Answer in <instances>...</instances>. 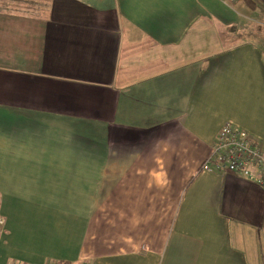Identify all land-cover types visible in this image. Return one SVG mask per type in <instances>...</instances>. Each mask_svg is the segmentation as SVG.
Segmentation results:
<instances>
[{
	"label": "crops",
	"instance_id": "0c3cea01",
	"mask_svg": "<svg viewBox=\"0 0 264 264\" xmlns=\"http://www.w3.org/2000/svg\"><path fill=\"white\" fill-rule=\"evenodd\" d=\"M231 3L0 0V264H264V187L200 169L225 124L264 152Z\"/></svg>",
	"mask_w": 264,
	"mask_h": 264
},
{
	"label": "built area",
	"instance_id": "2783aa9c",
	"mask_svg": "<svg viewBox=\"0 0 264 264\" xmlns=\"http://www.w3.org/2000/svg\"><path fill=\"white\" fill-rule=\"evenodd\" d=\"M234 0H228V3ZM264 6V0H261ZM209 173L228 172L264 187V152L247 132L230 124L219 131L210 157L201 165ZM3 220L0 219V228Z\"/></svg>",
	"mask_w": 264,
	"mask_h": 264
},
{
	"label": "rangeland",
	"instance_id": "374dc122",
	"mask_svg": "<svg viewBox=\"0 0 264 264\" xmlns=\"http://www.w3.org/2000/svg\"><path fill=\"white\" fill-rule=\"evenodd\" d=\"M237 2H239V4L236 6L235 10L240 15L238 18V30L243 34L252 30L249 34H252L255 42L261 44L262 51L264 53V10L258 5L247 4L245 0H237ZM229 4L232 3L230 2ZM233 5L229 6L232 7ZM21 7L22 5H15V8L17 9H22Z\"/></svg>",
	"mask_w": 264,
	"mask_h": 264
},
{
	"label": "trees",
	"instance_id": "16d2710c",
	"mask_svg": "<svg viewBox=\"0 0 264 264\" xmlns=\"http://www.w3.org/2000/svg\"><path fill=\"white\" fill-rule=\"evenodd\" d=\"M245 1L249 5H258L259 7H261L264 10V6L262 5L261 0H245Z\"/></svg>",
	"mask_w": 264,
	"mask_h": 264
}]
</instances>
